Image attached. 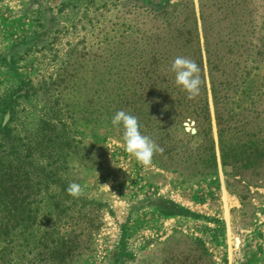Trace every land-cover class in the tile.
Listing matches in <instances>:
<instances>
[{
	"label": "rangeland",
	"instance_id": "374dc122",
	"mask_svg": "<svg viewBox=\"0 0 264 264\" xmlns=\"http://www.w3.org/2000/svg\"><path fill=\"white\" fill-rule=\"evenodd\" d=\"M118 110L163 149L150 166ZM0 147L31 177L0 264H264V0H0Z\"/></svg>",
	"mask_w": 264,
	"mask_h": 264
},
{
	"label": "clouds",
	"instance_id": "9594fccd",
	"mask_svg": "<svg viewBox=\"0 0 264 264\" xmlns=\"http://www.w3.org/2000/svg\"><path fill=\"white\" fill-rule=\"evenodd\" d=\"M168 71L174 75V83L187 93L188 99H194L199 95L201 69L194 60L178 56L172 61ZM110 124L113 128L121 130L124 150L142 166H150L154 154L163 152L150 136L142 134L137 116L125 110H118L111 117ZM66 191L69 195L77 197L80 186L71 183Z\"/></svg>",
	"mask_w": 264,
	"mask_h": 264
},
{
	"label": "trees",
	"instance_id": "16d2710c",
	"mask_svg": "<svg viewBox=\"0 0 264 264\" xmlns=\"http://www.w3.org/2000/svg\"><path fill=\"white\" fill-rule=\"evenodd\" d=\"M214 97H216V93H214ZM216 102V99H215ZM222 117L220 114H217V124L219 125L218 135H219V147H220V155L221 160L224 165H230V163L235 162V148L233 145L230 144L229 139H227L224 135V130L222 128ZM221 126V127H220ZM6 132H9V129L6 128V125L3 126ZM2 148V147H0ZM253 154V151L248 149L244 155L241 157L245 158V161L248 162L250 160L249 156ZM12 155V151L10 152H1L0 151V207L3 206L4 203L8 202L7 204L11 203L10 206L6 207V211H14L19 205L24 203L28 195L22 196L25 189L29 187L28 182H30V175L27 171L19 168V166H14L11 164L10 157ZM259 163L258 161H253ZM11 207V208H10ZM28 218V217H27ZM2 223V222H0ZM8 225L0 224L1 228H7ZM2 231H0V246L3 243V247L0 248V253L5 252V247L8 245L3 239H1Z\"/></svg>",
	"mask_w": 264,
	"mask_h": 264
},
{
	"label": "water",
	"instance_id": "95a60500",
	"mask_svg": "<svg viewBox=\"0 0 264 264\" xmlns=\"http://www.w3.org/2000/svg\"><path fill=\"white\" fill-rule=\"evenodd\" d=\"M194 121L191 119H188L187 122L184 123V128L187 132L195 134L196 129L194 128Z\"/></svg>",
	"mask_w": 264,
	"mask_h": 264
}]
</instances>
